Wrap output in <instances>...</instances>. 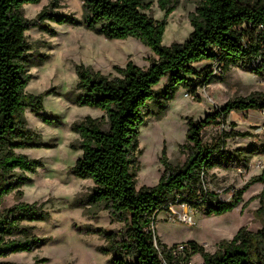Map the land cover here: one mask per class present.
Segmentation results:
<instances>
[{"label":"trees","instance_id":"1","mask_svg":"<svg viewBox=\"0 0 264 264\" xmlns=\"http://www.w3.org/2000/svg\"><path fill=\"white\" fill-rule=\"evenodd\" d=\"M40 2L0 0V258L33 252L45 243L33 234V226L27 223L46 220L49 214L43 205L23 201L22 190L29 182L28 173L36 172L42 163L20 152L41 145V136L28 126L27 109L45 123H52L50 118L56 117L43 114V99L51 92L40 95L26 92L31 79L28 68L37 64L30 53L26 31L31 26L50 29L38 20L45 11L38 19L29 21L23 14V6ZM152 3L83 0L87 29L110 40L135 38L150 48L155 57L150 58L147 67L131 61L125 66H115L114 75L77 66L78 83L74 91L65 95L66 99L76 106L103 112L100 117L87 115L71 125L78 135L72 147L82 150L72 172L94 183L90 193L77 200V205L96 220L101 211H107L112 222L123 223L117 230H93L105 240L101 251L111 256L112 264H162L159 249L167 264H189L196 253L203 257L201 264H264V190L259 196L261 206L255 212L261 228L256 232L240 228L231 240H222L214 253L189 241L185 254L174 257L171 250L176 246L162 243L156 228H152L158 214L170 211L172 204L187 203L192 209H204L208 215L220 216L233 211L251 185L264 183L263 167L261 174L252 176L244 187L234 192L230 201H222L215 192L204 189L202 176L206 178L215 167L247 168L253 156L264 154V144L230 152L226 149L228 138L250 134L223 131L210 143L204 142L201 136L210 125L226 124L232 111L264 112V92L229 99L203 119H189L186 162L174 167L163 151L164 172L159 182L137 188L139 137L148 118L165 115L180 88L196 94L198 88L215 81L209 66L198 70L195 64L218 59L223 62L225 72L230 66H240L264 79V29L261 27L264 26V0H199L189 15L193 28L189 37L183 43L170 46L163 45L166 19L157 21L144 12ZM158 3L166 16L174 9L170 0H158ZM46 18L58 24H80V20L71 16ZM164 78L168 83L156 89ZM230 125L234 127L235 123ZM9 195L14 196L15 203L3 208ZM0 264L13 263L1 261Z\"/></svg>","mask_w":264,"mask_h":264},{"label":"rangeland","instance_id":"2","mask_svg":"<svg viewBox=\"0 0 264 264\" xmlns=\"http://www.w3.org/2000/svg\"><path fill=\"white\" fill-rule=\"evenodd\" d=\"M143 1L153 2L149 9L144 10L145 13L157 21L166 19L163 45L183 43L189 37L193 30L189 15L195 11L199 0H170L174 9L168 16L159 7L158 0ZM43 11V17L38 19ZM23 14L29 21H44L45 27L50 29L47 31L31 26L26 31V38L31 46L30 53L37 62L28 68L31 79L26 92L33 95L51 92L43 99V114L56 117L50 118L52 123H45L27 109L25 117L28 126L41 136V145L20 150L29 158L42 163L36 172L28 173L29 182L22 187L23 201L43 205L49 217L27 223L33 226L35 236L45 240L41 247L33 252L10 254L0 258V262L112 264L111 256L101 251L105 240L93 230H117L123 227V223L112 222L107 211H101L98 220L87 215L84 208L77 205V200L88 195L94 183L90 179L79 178L72 172L76 160L82 155V150L72 147V143L78 139L71 128L72 123L87 115L100 117L103 112L89 106H76L65 95L76 88L77 66L84 65L105 75H114L115 66H125L131 61L140 67H147L150 58L155 55L135 38L110 40L87 29L83 19V0H41L38 4L24 5ZM48 15L71 16L80 20V24H58L46 18ZM208 63H197L195 67L202 70ZM167 83L168 79L164 78L156 89ZM257 91L264 92V79L240 66H230L222 77L198 88L196 94L189 89L180 88L165 115L149 117L141 128L137 188L154 186L159 182L164 172L161 161L163 151L174 167L186 162L189 155L186 147L189 119H203L207 113L221 107L229 99L247 97ZM231 122L235 123L234 127L230 125ZM258 126L263 127L262 131L256 132ZM231 130L248 132L250 135L228 138L226 149L230 152L264 144V119L259 112L252 113L251 116L234 113L226 124L206 127L201 136L204 142L210 143L223 131ZM263 167L264 154L253 156L247 168L215 167L205 178L206 187L215 192L220 200L230 201L234 192L244 187L252 176L261 174ZM263 190L264 183L251 185L244 192L242 202L233 211L220 216L208 215L204 209L191 210V221L194 222L192 226L179 220L168 222L166 211H162L158 217L157 235L168 247L195 241L204 246L207 252L214 253L222 240H231L240 228L245 227L253 232L261 228L255 212L261 206L259 196ZM14 203V196L9 195L5 198L3 208ZM171 208L175 212L180 211L178 204H172ZM171 208V214L175 216ZM42 259L45 261H37ZM202 262L203 257L196 253L192 255L189 264Z\"/></svg>","mask_w":264,"mask_h":264},{"label":"built area","instance_id":"3","mask_svg":"<svg viewBox=\"0 0 264 264\" xmlns=\"http://www.w3.org/2000/svg\"><path fill=\"white\" fill-rule=\"evenodd\" d=\"M261 27H262V29H264L263 25ZM215 51L218 52L217 50H215ZM208 62H209L208 66H209V72L211 74V78L216 79V78L222 77V75L225 73L223 62L219 61L218 59H214V60H211ZM186 96H188V94H186ZM262 129H263L262 126H258V128L256 129V132L262 131ZM202 179H203V182H202L203 188L206 189L207 187H206L205 177L202 176ZM177 204L180 207V211L175 212L170 207L172 209V211H174L175 216H173L171 214V211H170V212H168V214L166 216V220L168 222H175V221L179 220L181 222H185L188 225H191V226L194 225V222L191 221V213H192L191 210H194V209H192L187 203H177ZM152 228L155 229L156 225H153ZM156 247H157V249H159L157 245H156ZM187 248H188V246L186 244H180V245L172 248L171 254L174 257H179V256L185 254ZM159 254H160L162 264H167L165 258H163V256H162L160 249H159Z\"/></svg>","mask_w":264,"mask_h":264},{"label":"crops","instance_id":"4","mask_svg":"<svg viewBox=\"0 0 264 264\" xmlns=\"http://www.w3.org/2000/svg\"><path fill=\"white\" fill-rule=\"evenodd\" d=\"M204 62V61H203ZM205 62H207V61H205ZM201 63V62H200ZM196 65V64H195ZM257 112H259L262 116H263V119H264V114L262 113V112H260V111H256V110H250V111H247V112H236V111H232L231 113H230V115H229V117L231 116V115H233L234 113H240V114H242V115H248V116H251L252 115V113H257ZM229 117H228V119H229ZM160 214V213H159ZM159 214H158V216H157V223H156V227L158 226V217H159ZM166 214H168V212H166Z\"/></svg>","mask_w":264,"mask_h":264}]
</instances>
